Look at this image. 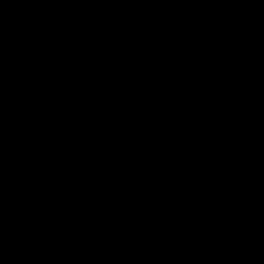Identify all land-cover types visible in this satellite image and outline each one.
<instances>
[{
    "label": "water",
    "instance_id": "water-1",
    "mask_svg": "<svg viewBox=\"0 0 264 264\" xmlns=\"http://www.w3.org/2000/svg\"><path fill=\"white\" fill-rule=\"evenodd\" d=\"M0 264H264V0H0Z\"/></svg>",
    "mask_w": 264,
    "mask_h": 264
}]
</instances>
